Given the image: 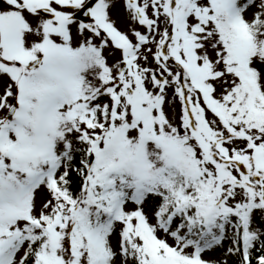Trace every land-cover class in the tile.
I'll use <instances>...</instances> for the list:
<instances>
[{"label":"snow or ice","instance_id":"snow-or-ice-1","mask_svg":"<svg viewBox=\"0 0 264 264\" xmlns=\"http://www.w3.org/2000/svg\"><path fill=\"white\" fill-rule=\"evenodd\" d=\"M0 264H264V0H0Z\"/></svg>","mask_w":264,"mask_h":264}]
</instances>
